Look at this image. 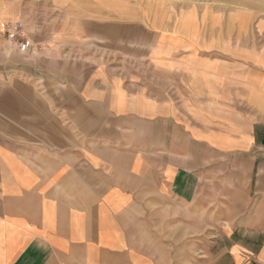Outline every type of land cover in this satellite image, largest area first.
I'll use <instances>...</instances> for the list:
<instances>
[{
	"label": "crops",
	"instance_id": "0c3cea01",
	"mask_svg": "<svg viewBox=\"0 0 264 264\" xmlns=\"http://www.w3.org/2000/svg\"><path fill=\"white\" fill-rule=\"evenodd\" d=\"M42 7L34 64L0 39V264H264V0Z\"/></svg>",
	"mask_w": 264,
	"mask_h": 264
},
{
	"label": "rangeland",
	"instance_id": "374dc122",
	"mask_svg": "<svg viewBox=\"0 0 264 264\" xmlns=\"http://www.w3.org/2000/svg\"><path fill=\"white\" fill-rule=\"evenodd\" d=\"M18 3L22 8L24 7L25 9H27L26 11H28V13L25 16H23L22 17L23 19L20 21L24 22V24L26 25L27 31L29 33V36L33 35L34 39H35V43L37 44V42H39L38 35L41 33V26L49 24L57 16L41 13V10L44 9L42 6L45 4V0H18ZM7 16H8V14L5 16L0 15V19L1 20H8V21L12 20V21H14L15 16L10 17V18H7ZM30 38H31V36H30ZM32 42H33V49H32V52L29 53L28 55H22V54L18 53L15 50V48L13 47V49L15 50V53H16L15 55H16L17 59L22 63L23 67L25 64L26 65L31 64V63L34 64V62L37 60V58L41 55V52L49 51V50H46V47L36 46L33 39H32ZM73 57L74 56H72L71 58H73ZM210 236H211V234H210ZM168 241H169L168 239H161V242L164 243V245H166ZM194 242H195V240H194ZM200 256H201V254H199V253L198 254L196 253L193 255V259H192L193 264L200 263ZM188 261H189V259L186 258L184 255L177 256L178 264H186V263L189 264L191 260L189 262Z\"/></svg>",
	"mask_w": 264,
	"mask_h": 264
},
{
	"label": "built area",
	"instance_id": "2783aa9c",
	"mask_svg": "<svg viewBox=\"0 0 264 264\" xmlns=\"http://www.w3.org/2000/svg\"><path fill=\"white\" fill-rule=\"evenodd\" d=\"M0 39L5 40L22 55H28L32 52V39L29 36L26 25L20 20L1 23Z\"/></svg>",
	"mask_w": 264,
	"mask_h": 264
},
{
	"label": "bare ground",
	"instance_id": "6f19581e",
	"mask_svg": "<svg viewBox=\"0 0 264 264\" xmlns=\"http://www.w3.org/2000/svg\"><path fill=\"white\" fill-rule=\"evenodd\" d=\"M47 52H49V51H45V53H47Z\"/></svg>",
	"mask_w": 264,
	"mask_h": 264
}]
</instances>
